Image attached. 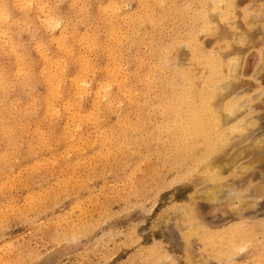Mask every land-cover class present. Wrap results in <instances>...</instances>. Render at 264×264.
<instances>
[{"label": "rangeland", "instance_id": "374dc122", "mask_svg": "<svg viewBox=\"0 0 264 264\" xmlns=\"http://www.w3.org/2000/svg\"><path fill=\"white\" fill-rule=\"evenodd\" d=\"M220 2L0 0V264H264V0ZM204 53L229 61L217 181L167 113L180 72L201 82Z\"/></svg>", "mask_w": 264, "mask_h": 264}, {"label": "bare ground", "instance_id": "6f19581e", "mask_svg": "<svg viewBox=\"0 0 264 264\" xmlns=\"http://www.w3.org/2000/svg\"><path fill=\"white\" fill-rule=\"evenodd\" d=\"M217 2V4H218V1L220 2L221 0H214V2ZM231 1V0H230ZM85 2V1H84ZM174 2V1H173ZM189 2V1H188ZM187 2V3H188ZM223 2V1H222ZM222 2H220V4L222 3ZM31 3V2H30ZM161 3V2H160ZM25 4V3H24ZM89 4V3H88ZM126 4V3H125ZM209 4V3H208ZM57 5V4H56ZM150 5V4H149ZM228 5V4H227ZM110 6V5H109ZM112 6V5H111ZM221 6V5H220ZM224 6V5H223ZM51 7V6H50ZM115 7V6H114ZM127 7V6H126ZM148 7H150L151 8V5L150 6H148ZM154 7V6H153ZM188 7H190L189 5H188ZM112 8H113V6H112ZM150 8H148L149 9V11H150V15L151 14H155V12L154 11H152L153 9H150ZM231 9H232V7H230ZM249 8V7H248ZM3 9V8H2ZM54 9V8H53ZM115 9V8H114ZM148 9H147V11H148ZM208 9V8H207ZM218 9V8H217ZM116 10V9H115ZM1 11H3V10H1ZM5 11V10H4ZM54 11V10H53ZM146 11V12H147ZM151 11H152V13H151ZM218 11V10H217ZM217 11H215L216 13H217ZM115 12V11H114ZM208 11H206L204 8H202V10H201V15L202 16H200V17H202V22L206 25V26H209L210 24H209V22H210V20H209V15H208V13H207ZM221 13H222V11H220ZM224 12V11H223ZM2 13V15L4 14L3 12H1ZM102 13V12H101ZM209 13H210V11H209ZM5 14H6V11H5ZM45 14V13H44ZM148 14H149V12H148ZM147 13H146V15H148ZM164 14V13H163ZM252 14L254 15V13L252 12ZM1 15V14H0ZM152 15V16H153ZM4 16H6V15H4ZM163 16V15H162ZM212 16V15H211ZM262 16V15H261ZM39 17V16H38ZM48 17H49V15H48ZM53 17V16H52ZM71 17V16H70ZM147 17V16H146ZM151 17V16H150ZM149 17V18H150ZM199 17V18H200ZM2 18V16H0V19ZM3 18H5V17H3ZM2 18V19H3ZM42 18V17H41ZM112 18V17H111ZM133 18V17H132ZM142 18V17H141ZM152 18H154V17H152ZM228 19H229V17H227ZM226 18V19H227ZM52 19V18H51ZM110 19V18H109ZM113 19V18H112ZM139 19V18H138ZM232 19V18H231ZM7 20V19H6ZM14 20V19H13ZM89 20V19H88ZM108 20V19H107ZM149 20H152L151 18L149 19ZM154 20V19H153ZM113 21V20H112ZM223 21V20H222ZM108 22V21H107ZM110 23H111V20L109 21ZM31 23V22H30ZM109 23V24H110ZM99 24V23H98ZM108 24V23H107ZM114 24V23H113ZM116 25H118V24H116ZM122 25V24H121ZM217 25V24H216ZM255 25V24H254ZM49 26V25H48ZM110 26V25H109ZM113 25H111L110 27H112ZM211 27V26H210ZM86 28V27H85ZM113 28H115V27H113ZM117 28L120 30V28H119V26H117ZM115 29L116 31L118 30V29ZM127 29V28H126ZM125 29V30H126ZM109 30H111V28H109ZM203 31H204V29H203ZM209 31H210V29H209ZM83 32V31H82ZM113 32V31H112ZM118 32V31H117ZM121 32V31H120ZM119 32V33H120ZM66 33V32H65ZM109 33H111V31L109 32ZM62 34V33H61ZM108 34V33H107ZM12 35V34H11ZM109 35V34H108ZM11 37V36H10ZM240 37V36H239ZM12 38V37H11ZM236 38V37H235ZM246 38V37H245ZM238 39V38H237ZM230 40V39H229ZM80 41V40H79ZM245 41V40H244ZM230 42V41H229ZM118 43V42H117ZM120 43V42H119ZM133 43V42H132ZM241 43V42H240ZM243 43V42H242ZM144 44V43H143ZM118 45V44H117ZM221 45V44H220ZM62 46V45H61ZM80 46V45H79ZM203 46V45H202ZM118 47V46H117ZM185 47H186V45H185ZM195 47H197V48H199L200 46H199V44L197 43V44H195ZM110 48V47H109ZM109 48H107L108 49V51H109ZM168 48V47H167ZM115 49V48H114ZM113 49V50H114ZM13 50V49H12ZM17 50V49H16ZM110 50H111V48H110ZM116 51V50H115ZM121 51V50H120ZM130 51V50H129ZM157 51V50H156ZM100 52V51H99ZM110 52V51H109ZM111 52H114V51H112L111 50ZM110 52V53H111ZM117 52V51H116ZM213 52V51H212ZM211 52V53H212ZM220 54V53H219ZM114 55H116V53L114 54ZM118 55V54H117ZM116 55V57H118ZM202 55V54H201ZM115 57V56H114ZM111 58V55H110V57L109 58H111V60L113 59H115V58ZM239 58V57H238ZM65 59V58H64ZM196 59V58H195ZM110 60V59H109ZM110 60V61H111ZM112 60V62L113 63H115L114 61ZM116 60V59H115ZM117 60H119V59H117ZM152 60V59H151ZM236 61V60H235ZM238 61H239V59H238ZM109 62V61H108ZM111 62V63H112ZM116 63H117V61H116ZM115 63V64H116ZM177 63V62H176ZM200 63L201 64H203V66H204V68L206 69V73L203 75V78H202V80H201V82H197V80H196V76H195V73H194V71H192V70H185V71H182V72H180L179 73V75H178V78L180 79V84H181V86H180V88L178 87L179 85V83L176 85L179 89H175V91H176V93H175V95L173 96V98H172V101H171V103H169L168 101V103H167V105L168 106H171V107H169V110L166 108V111H167V113H169V115H170V117H173V119L177 122H175L174 121V125L176 124V126H175V132L174 133H176V135H177V137H178V140H179V146H180V148L179 149H181V150H183V151H185V152H189V153H192L193 152V150L195 149V147L197 146V144L198 143H201L203 146H204V150H203V152H202V155H198V153L197 154H195L194 156L196 157V160H197V162L199 163V164H201L202 162V164L204 165V170H205V176H207V178L208 179H213L214 181H217L216 179H218L219 180V178H221V174L219 173V172H221V169L220 170H216L215 169V167L217 166V165H219V168L220 167H222L223 168V166L222 165H224V164H222L221 166H220V164L218 163L217 164V162H222V161H219V160H217V157L219 158V152L220 151H222V149L224 148V146H225V143H226V140L225 139H227V138H225V129H224V125L227 123L226 122V120H225V117H223L222 115H221V113L219 112V110H218V108L219 107H217L218 105H217V100L219 99V97L221 96V94H220V92H221V89L223 88V86H224V84L222 83V82H224V81H221V79H222V77H223V75H224V73H225V67L228 65V63H229V61L228 60H225L224 58H222V57H218V56H213V55H210L209 53H204L202 56H201V59H200ZM114 64V65H115ZM23 65V64H22ZM81 65V64H80ZM113 65V66H114ZM117 65V64H116ZM116 65L114 66V67H116ZM231 66H232V64H230ZM108 66H109V64H108ZM107 66V67H108ZM112 66V65H111ZM111 66L109 67V69L111 68ZM112 66V67H113ZM202 66V65H201ZM236 66V65H235ZM238 66V65H237ZM82 67V66H81ZM104 67H105V65H104ZM24 68V67H23ZM84 68V67H83ZM18 69V68H17ZM79 69H80V67H79ZM88 69V68H87ZM87 69H86V71H87ZM106 69H108V68H106ZM27 70V69H26ZM44 70V69H43ZM57 70V69H56ZM181 70V69H180ZM21 71V70H20ZM82 71V70H81ZM85 71V70H84ZM85 71V72H86ZM108 71V70H107ZM106 71V75H109V74H107V73H110V75H113L114 76V72L111 74V72L112 71H114L113 69H112V71L111 72H107ZM110 71V70H109ZM126 71V70H125ZM232 71V70H231ZM23 72H25L26 73V71L24 70ZM28 72V71H27ZM47 72V71H46ZM53 72V71H52ZM51 72V73H52ZM55 72H57L58 73V70L57 71H55ZM55 72H54V75H55ZM80 72V71H79ZM83 72V71H82ZM177 72H178V70H177ZM60 73V72H59ZM116 73V72H115ZM120 73V72H119ZM24 74V73H23ZM31 74V73H30ZM50 74V73H49ZM62 74V73H61ZM81 74H85V73H81ZM117 74V73H116ZM27 75H28V73H27ZM43 75V74H42ZM51 75H53V74H51ZM57 75H59V74H57ZM63 75H64V73H63ZM147 75V74H146ZM230 75V74H229ZM43 76H45V75H43ZM112 76V77H113ZM148 76V75H147ZM174 76H176L177 77V75H175L174 74ZM52 77V76H51ZM50 77V78H51ZM57 77V76H56ZM55 77V78H56ZM58 79H59V77H57ZM62 78V77H61ZM61 78H60V80H61ZM152 78V77H151ZM150 78V79H151ZM230 78V77H229ZM233 78V77H232ZM49 79V78H48ZM57 79V80H58ZM105 79H108V78H105ZM165 79V78H164ZM177 78H175V80H176ZM231 79V78H230ZM46 80V79H45ZM56 80V81H57ZM81 80H83V78L82 79H80L79 81L81 82ZM113 80V79H112ZM165 80H167V78L165 79ZM227 80H229V79H227ZM59 81V80H58ZM76 81H78V79L76 80ZM178 81V80H177ZM176 81V82H177ZM53 82V81H52ZM61 82H62V80H61ZM80 82H78V83H80ZM102 82V81H101ZM103 82H104V80H103ZM102 82V83H103ZM150 82V81H149ZM170 82V81H169ZM50 83V82H49ZM49 83H48V85H49ZM54 83V82H53ZM53 83H51L50 84V86H55ZM57 83V82H56ZM60 83V82H59ZM77 83V84H78ZM82 83V82H81ZM90 83V82H89ZM106 85L105 86H107L108 84H110V81H109V83L107 84L106 82H104ZM222 83V84H221ZM53 84V85H52ZM62 84V83H61ZM73 84H75V82L73 83ZM120 84V83H119ZM165 84V83H164ZM169 84V86L170 87H172L170 84L171 83H168ZM59 85V84H58ZM57 85V87H59ZM79 85V84H78ZM82 85V84H81ZM49 86V87H50ZM77 86V85H76ZM168 86V87H169ZM25 87V86H24ZM52 87H50V88H52ZM56 87V88H57ZM77 87H79V86H77ZM104 87V86H103ZM137 87V86H136ZM155 87V86H154ZM175 87V86H174ZM173 87V88H174ZM226 87V86H225ZM54 88V87H53ZM56 88H54L55 90H56ZM60 88V87H59ZM100 88V87H99ZM108 88H110V86L109 87H107V89ZM124 88V87H123ZM164 88V87H163ZM172 88V89H173ZM176 88V87H175ZM61 89V88H60ZM59 89V90H60ZM75 89V88H74ZM83 89V88H82ZM85 89V88H84ZM152 89V88H151ZM58 90V89H57ZM59 90H58V92H59ZM62 90H63V88H62ZM66 90V89H65ZM76 90H80V89H76ZM106 90V89H105ZM109 90V89H108ZM107 90V92L108 93H110V91H108ZM111 90V89H110ZM136 90V89H135ZM165 90H168V88L167 89H165ZM112 91V90H111ZM132 91V90H131ZM158 91V90H157ZM161 91H163L162 89H161ZM49 92V91H48ZM50 92H52V89H51V91ZM53 92H54V90H53ZM57 92V93H58ZM61 92V91H60ZM65 92V91H64ZM104 92V91H103ZM166 92V91H165ZM226 92V91H225ZM55 93V92H54ZM67 93V92H66ZM94 93V92H93ZM101 93V92H100ZM106 93V92H105ZM131 93V92H130ZM53 94V93H52ZM56 94V93H55ZM61 94V93H60ZM153 94V93H152ZM161 94H162V92H161ZM50 95V94H49ZM57 95V94H56ZM59 95V94H58ZM163 95V94H162ZM51 96V95H50ZM49 96V98H50V100H51V97ZM106 96H107V93H106ZM160 96V95H159ZM165 96V95H164ZM224 96V95H223ZM58 97V96H57ZM56 96H55V98H57ZM62 97V96H61ZM109 97V96H108ZM107 97V98H108ZM160 97H162V96H160ZM19 98V97H18ZM52 98H54V96L52 97ZM59 98V97H58ZM57 98V99H58ZM64 98H67V97H64ZM69 98H70V96H69ZM103 98V97H102ZM221 98V97H220ZM72 100H74L73 98H71ZM71 99H70V101H71ZM130 99V98H129ZM46 101H47V99H45ZM45 100H43V101H45ZM54 99H52V101H50L51 103L52 102H54L53 101ZM125 100V99H124ZM57 101V100H56ZM64 101H65V108H66V105H67V101H66V99L65 100H63V101H61V102H63L64 103ZM115 101V100H114ZM72 102V101H71ZM74 102V101H73ZM72 102V103H73ZM106 102H109V101H106ZM69 104H70V102H68ZM120 103V102H119ZM48 103H46V105H47ZM54 104V103H53ZM53 104L51 105V107H52V109H53V107L55 108L56 106H53ZM55 104H56V102H55ZM68 104V105H69ZM75 104V103H74ZM96 104V103H95ZM110 104V103H109ZM117 104V103H116ZM163 104V103H162ZM170 104V105H169ZM15 105V104H14ZM64 105V104H63ZM164 105H165V103H164ZM225 105H226V107H229L230 108V110L229 111H231V109H233V108H235L236 107V105H235V103L232 101V100H228V101H226L225 102ZM242 105V104H241ZM45 106V105H44ZM50 106V105H49ZM77 106V105H76ZM240 106V105H239ZM46 107V106H45ZM68 107H72V104L71 105H69ZM74 107V106H73ZM75 108V107H74ZM133 108V107H132ZM238 108V106L236 107V109ZM240 108V107H239ZM51 109V110H52ZM68 109V108H67ZM70 109V108H69ZM79 109V108H78ZM93 109V108H92ZM91 109V110H92ZM13 110V109H12ZM54 110V109H53ZM49 111V110H48ZM47 111V112H48ZM79 111V110H78ZM94 111V110H93ZM54 112H55V110H54ZM73 112V111H72ZM165 112V111H164ZM235 112H237V111H235ZM50 113H51V111H50ZM53 113V112H52ZM85 113H87V112H85ZM166 113V114H167ZM81 114V113H80ZM157 114V113H156ZM226 114V113H225ZM2 115V114H1ZM67 115V114H66ZM74 115V114H73ZM110 115V114H109ZM133 115V114H132ZM169 115L167 116V117H169ZM229 115V114H228ZM227 115V116H228ZM88 116H90V115H88ZM226 116V117H227ZM230 116V115H229ZM1 117V116H0ZM39 117V116H38ZM96 117V116H95ZM122 117V116H121ZM163 117H164V115H163ZM80 118V117H79ZM25 119V118H24ZM166 119V118H165ZM2 120V119H1ZM122 120V119H121ZM124 120V119H123ZM170 120V119H169ZM172 120V119H171ZM24 121V120H23ZM41 121V120H40ZM69 121V120H68ZM136 122V121H135ZM250 122V121H249ZM144 123V122H143ZM173 123V122H172ZM243 123V122H242ZM241 123V124H242ZM66 124V123H65ZM138 124V123H137ZM170 124V123H169ZM2 125V124H1ZM68 125V124H67ZM134 125V124H133ZM165 125V124H164ZM240 125V124H239ZM5 126H7V125H5ZM8 126H9V123H8ZM42 126H44V125H42ZM81 126V125H80ZM168 125H166V127H167ZM10 127H12L11 126V124H10V126L8 127V128H10ZM76 127V126H75ZM132 127V126H131ZM135 128L137 127V126H134ZM133 127V128H134ZM161 127H165V126H161ZM174 127V126H173ZM236 127H238L237 126V124L236 123H234L233 125H231L230 126V128H231V130L232 129H234V128H236ZM240 127V126H239ZM246 127H248V125L246 126ZM15 128V127H14ZM114 128H116V127H114ZM132 128V129H133ZM169 128H171L172 129V126L171 127H169ZM7 129V128H6ZM13 129V128H12ZM112 129V131H114L113 130V128H111ZM126 129H127V127H126ZM129 129H131L130 127H129ZM132 129H131V131H132ZM163 130L165 129V128H162ZM174 129H173V131H174ZM237 129V128H236ZM247 129V128H246ZM246 129L244 130V131H246ZM3 130V129H2ZM8 130V129H7ZM68 130V129H67ZM102 130V129H101ZM119 130V129H118ZM117 130V131H118ZM161 130V129H160ZM163 130H161V131H163ZM170 130V129H169ZM168 130V131H169ZM248 130V129H247ZM14 131V130H13ZM22 131V130H21ZM40 131H41V129H40ZM109 131H111V130H109ZM111 131V132H112ZM116 131V132H117ZM122 131H124L123 129H122ZM121 131V132H122ZM129 131V130H128ZM171 131V130H170ZM170 131H169V133H170ZM1 132H3V131H1ZM11 132V131H10ZM16 132H17V130H16ZM49 132V131H48ZM71 132V131H70ZM105 132V131H104ZM104 132H102L103 134H105ZM120 132V131H119ZM120 132V133H121ZM133 132V131H132ZM131 132V133H132ZM135 132V131H134ZM134 132H133V134H134ZM140 131H138V133H139ZM159 132V131H158ZM167 132V131H166ZM165 132V133H166ZM241 132V131H240ZM5 133V132H4ZM8 133V132H7ZM7 133H5V134H7ZM12 133V132H11ZM14 133V132H13ZM12 133V134H13ZM18 133V132H17ZM101 133V132H100ZM101 133V134H102ZM118 133V132H117ZM168 133V134H169ZM227 133V132H226ZM242 133H244V132H242ZM8 134H10V133H8ZM21 134V133H20ZM111 134V133H110ZM114 134H116V133H114ZM159 134V133H158ZM158 134H156V135H158ZM171 134V136L173 135L172 133H170ZM19 135V134H18ZM54 135V134H53ZM113 135V134H112ZM112 135H110V136H112ZM124 135V134H123ZM131 135V134H130ZM134 135H136V133L134 134ZM140 135V134H139ZM160 135V134H159ZM158 135V136H159ZM167 135V134H166ZM175 135V134H174ZM175 135V136H176ZM235 135V134H234ZM6 136H8V138H11L13 135H11L10 137H9V135H6ZM15 136H16V133H15ZM99 136V135H98ZM115 136V135H114ZM118 135H116L115 137H117ZM120 136V135H119ZM118 136V137H119ZM124 136H126V135H124ZM157 136V137H158ZM81 137V136H80ZM127 137H128V135H127ZM161 137H163L162 135H161ZM166 137V136H165ZM164 137V138H165ZM170 137V136H169ZM168 137V138H169ZM173 137V136H172ZM227 137V136H226ZM15 138H17V137H13V139H15ZM111 138V137H110ZM109 138V139H110ZM125 138V137H124ZM124 138H121L122 140L124 139ZM131 138V137H130ZM164 138H161V139H164ZM198 138L200 139V140H198ZM12 139V138H11ZM81 139V138H80ZM108 139V140H109ZM112 139V138H111ZM116 139H119V140H121L120 138H116ZM126 139V138H125ZM128 139V138H127ZM170 139V138H169ZM173 139V138H172ZM114 140V139H113ZM131 140V139H130ZM132 140H134V139H132ZM165 140H168L167 138L165 139ZM118 141V140H117ZM116 140H115V142H117ZM124 141V140H123ZM127 141V140H126ZM33 142V141H32ZM114 142V141H113ZM125 142V141H124ZM169 142V141H168ZM170 143V142H169ZM67 144V143H66ZM111 144V143H110ZM108 145V146H111V145ZM122 144V143H121ZM177 144V145H178ZM107 145V144H106ZM112 145H113V143H112ZM174 145V144H173ZM201 145V146H202ZM45 146V145H44ZM71 146H72V144H71ZM34 147V146H33ZM112 147V146H111ZM177 147V146H176ZM200 147V146H199ZM85 148V147H84ZM112 149V148H111ZM110 149V150H111ZM203 149V148H202ZM246 149V148H245ZM96 150V149H95ZM97 151V150H96ZM113 151V150H112ZM224 152V150L222 151V153ZM69 153V152H68ZM184 153V152H183ZM226 153V152H225ZM109 154H111L112 155V153L110 152ZM181 154V153H180ZM185 155H186V153H184ZM184 154H182L183 156H184ZM220 154H221V152H220ZM242 154V153H241ZM253 154V153H252ZM19 155V154H18ZM179 155V154H178ZM225 155V154H224ZM169 156V155H168ZM183 156H180V157H183ZM194 156H192V158L194 157ZM233 156H235V152H233L232 151V155H229V157L230 158H227L226 157V159H228L227 160V163H228V166L229 165H231L232 163L231 162H233V160H235V158H233ZM171 157V156H170ZM237 157V156H236ZM239 158V157H238ZM16 159V158H15ZM179 159H181V158H178V161H180ZM237 159V158H236ZM176 160H177V156H176ZM177 161V162H178ZM226 161V160H225ZM225 161H223L224 163H225ZM184 163V162H183ZM186 163V165H187V162H185ZM191 163V162H190ZM197 163V164H198ZM231 163V164H230ZM253 163V162H252ZM98 164V163H97ZM244 164V163H243ZM50 165V164H49ZM33 166V165H32ZM227 166V167H228ZM198 167V166H197ZM196 167V168H197ZM238 167V166H237ZM244 167V166H243ZM196 168H194V171H195V169ZM216 168H218V167H216ZM248 170V169H247ZM192 171V170H191ZM190 171V172H191ZM200 172V171H199ZM223 173V172H222ZM187 175V174H186ZM185 176V175H184ZM59 178V177H58ZM178 180V179H177ZM213 181V182H214ZM68 183V182H67ZM215 183V182H214ZM218 183V182H217ZM217 185V184H216ZM218 185H219V183H218ZM222 185H224V184H222ZM222 185H220V188H223V186ZM202 186V185H201ZM209 186V185H208ZM222 186V187H221ZM212 187H214V189H215V191H214V193H213V188L212 189H210V190H208L209 192H211V190H212V193H209L210 194V196H212L211 194H214V197H215V195L217 194V187L215 188V186L214 185H212ZM203 188V187H202ZM220 188H219V190L218 191H220ZM256 188V187H255ZM260 188V190H261V186L260 187H258V189ZM254 189V188H253ZM257 189V190H258ZM76 190V189H75ZM196 190V189H195ZM222 190V189H221ZM256 190V191H257ZM40 191V190H39ZM205 191V190H204ZM74 192V191H73ZM76 192V191H75ZM216 192V193H215ZM223 192V191H222ZM45 193V192H44ZM44 193H43V195H44ZM28 194V193H27ZM64 195V194H63ZM46 197V196H45ZM64 197V196H63ZM217 197H218V195H217ZM13 198V197H12ZM219 198V197H218ZM46 200H48L47 198H46ZM60 200H61V198H60ZM215 200V199H214ZM218 200V199H217ZM31 201V200H30ZM59 201V200H58ZM218 201H220V200H218ZM32 202H30V204H31ZM29 204V203H28ZM45 204V203H44ZM56 204H58V202L56 203ZM180 204V203H179ZM177 205V204H176ZM180 206V205H179ZM18 207V206H17ZM48 208V207H47ZM184 208L186 209V206H184ZM173 209V208H172ZM190 210V209H189ZM188 210V211H189ZM41 211V210H40ZM39 211V212H40ZM191 211V210H190ZM190 214H191V212H190ZM179 216V215H178ZM183 216V215H182ZM188 217V216H187ZM181 219H183V218H181ZM185 220V219H184ZM51 226V225H50ZM69 226V225H68ZM205 230V229H204ZM225 230V229H224ZM214 231V230H213ZM228 231L229 230H227V233H228ZM231 231V230H230ZM232 231H233V233L236 235L237 233L240 235V233L242 232V227L240 226V225H235L233 228H232ZM231 231V232H232ZM222 232H220L219 234H221ZM230 233V232H229ZM237 234V235H238ZM232 235V234H231ZM243 235V234H242ZM221 236V235H220ZM228 236H230L229 234H228ZM232 236H234V235H232ZM245 236V235H244ZM193 237V236H192ZM223 237V236H222ZM230 238V237H229ZM236 238V237H235ZM247 238V237H246ZM245 238V239H246ZM220 239V238H219ZM224 239H226L225 237H224ZM231 239H234V237L233 238H231ZM221 240V239H220ZM219 240V241H220ZM246 240H248V239H246ZM189 242H191V241H189ZM222 242V241H221ZM225 241H223V243H224ZM220 243V242H219ZM223 243H221V244H223ZM226 243V242H225ZM229 243V242H228ZM228 243H226V245L228 244ZM233 243H234V240H233ZM229 244H231V243H229ZM228 244V245H229ZM237 244V243H236ZM250 244V243H249ZM224 245V244H223ZM227 245V246H228ZM244 245V244H243ZM230 246V245H229ZM238 247H240V246H238ZM237 247V249H239V250H241L240 248H238ZM244 247H246V246H244ZM236 249V252L238 251ZM219 251H220V249H219ZM239 252V251H238ZM231 255H232V253H231ZM234 255V254H233ZM177 262V261H176Z\"/></svg>", "mask_w": 264, "mask_h": 264}]
</instances>
